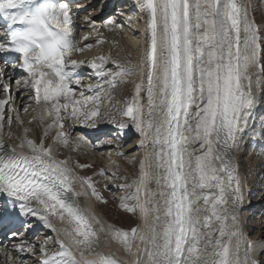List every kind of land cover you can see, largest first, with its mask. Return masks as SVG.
Here are the masks:
<instances>
[{
  "label": "snow or ice",
  "instance_id": "6c2138e0",
  "mask_svg": "<svg viewBox=\"0 0 264 264\" xmlns=\"http://www.w3.org/2000/svg\"><path fill=\"white\" fill-rule=\"evenodd\" d=\"M34 4L36 0H0V10ZM135 4L143 20L135 63L111 51L88 61L73 58L93 44L82 45L77 38L68 0H42L12 18L28 27L12 34L11 45L0 42V52L21 54L11 68L26 75L14 83L27 86L35 104L44 106L39 112L33 109L32 116L43 131L39 139L29 135L32 129L11 107L12 75L0 64V194L17 202L12 207H18L20 217L35 218L55 234L37 246L22 238L33 224L21 220L18 230H10L18 240L13 248L18 255H39L38 264H261L255 253L264 249V241L250 240L244 231L246 192L237 155L255 121L258 93H264V23L249 11L256 5L251 0ZM83 24L90 28L84 41L95 35L97 44L105 43L91 15L83 17ZM102 26L123 28L111 17ZM33 49L40 54L30 55ZM85 63L95 71V83L74 75ZM130 83L131 95L119 107L115 90ZM105 120L121 133L132 125L141 137L137 146L144 153L134 179L109 175L104 167L97 175L125 181L118 185L125 192L119 207L138 215L143 226L106 223L92 205L85 206L89 197L108 202L93 177L77 171L92 165L76 161L73 166L57 155L60 146L74 145L77 151L108 147L135 164L136 158L111 139L73 137L65 130L67 121L97 129ZM13 124L23 135L11 130ZM5 136L18 140L10 150ZM109 165L119 167L114 159ZM113 242L125 255L105 251ZM6 256L10 264H29Z\"/></svg>",
  "mask_w": 264,
  "mask_h": 264
},
{
  "label": "bare ground",
  "instance_id": "6f19581e",
  "mask_svg": "<svg viewBox=\"0 0 264 264\" xmlns=\"http://www.w3.org/2000/svg\"><path fill=\"white\" fill-rule=\"evenodd\" d=\"M81 1H85V0H81ZM129 2H131V4H129ZM246 2H249V0H246ZM118 3H119V0H117L114 3V5L105 8V6L101 5V3L94 2V0H87L86 2H84L82 4H79V5H77V7L73 8L74 15H76L77 18L79 16H82V19L78 20V22L82 24V28H80V29L76 28L75 29L76 30V34L78 35L77 38L80 39V43L82 45L84 43H94L96 41L95 35L90 36L88 41H84L82 39V37L85 35V33L90 31V28L87 25L83 24V17L85 15H91L97 21V25L100 27V31L103 33L104 37L105 38L108 37V40H107L108 44L107 43H103L104 46L102 44L97 45L96 47L92 48L91 50H86L83 54H79V53L74 54L73 58L78 59V60L82 59V60L88 61V60H91L93 58V56H92L93 54L106 55V54H108L111 51L112 54L113 55H117L116 57H118V58H119V56L121 58H123V57L125 58V57L131 56V55L134 54L135 61L136 62L139 61L140 49L142 47V40H141V36H140V30L143 28V20L141 18V14L138 11V8H137V6L135 4V0H128V3H126V4L129 5V7L127 8L128 11H126L125 8H122V10H120L122 12L121 15L118 14L119 16H116L114 10H116L117 5L121 6V4H118ZM251 3H252V1H251ZM89 4H91V7L89 6ZM249 11H250L251 15H254L253 8L250 7ZM109 17L115 19V21L117 23L123 25V28H120V29H123L121 31L122 32L121 36L119 35L118 31L116 32V31H112V30L110 31L109 30V28H111L112 26H109V28H105V27L102 26L104 21L106 19H108ZM124 22H126V23H124ZM113 32H115V33H113ZM79 33H80V35H79ZM116 39H119L120 43H122L118 47L119 48V53H117L115 51V49H114L117 44L114 45L112 43V41H116ZM105 45H106V47H105ZM124 45L127 46V48H125V50L122 49V47ZM125 60H126V58H125ZM85 65H88V64L85 63ZM85 65H83L82 67H84ZM88 67H90V66L88 65ZM71 68H72V66H69V70H71ZM82 71H83V69H82ZM6 72L12 75V80L9 81V83H10V85L12 87V92L10 93V95L13 98L11 107H15L20 112V115L22 116V118L25 121V127H29L30 129H32V132L29 133V135H34L36 139H39L41 134H42V131H43V126L39 125V123L37 121H33L32 120V116L35 115V112L33 111V109H35L37 107V105L34 102V99L32 98L34 94L27 90V86L22 84L20 87H17L16 84L14 83L15 80L22 79L26 74L22 70L13 71V69L11 67H7V66H6ZM85 72H84V74H85ZM87 74L89 75L90 78H97V76L95 75V71L93 69H91L90 73L87 72L86 75ZM74 75L78 76V77H81V72H79V74H78L77 69H76ZM82 82L88 83V79H86L85 77L84 78L82 77ZM75 87L77 89V92H79L80 91L79 86H75ZM132 87H133V85L131 83L127 84V85H124L122 87V89H121L123 92H125V94H123V95L124 96L128 95L130 93ZM261 95H262L261 93H258L259 100H260V96ZM0 98H4V94L2 92V88H0ZM259 100H258V104H259ZM25 106L28 107V109H29L28 112H26V113L23 111V108ZM105 108H106V110H108L107 107H105ZM258 110L259 109H258V105H257L256 115H257ZM100 125H102V126H100ZM68 126H70L69 130L74 132L75 130H77V127H79L81 125H75L74 126V125H72L71 122H69ZM252 128H253V125H252ZM97 129L95 130L93 128L85 127L86 134H87L88 131H90L91 134H92L91 138H90V136L88 137L89 139L95 140L99 136L107 135L109 133L110 137L114 135V138H112L111 140H113L114 143L121 144L123 147L126 146L125 144H123V141L125 139H127V140L134 139L133 142H131L132 144H130L129 146H126L127 148L123 149V151L126 150L127 152H130V151L135 149L136 151H138L137 152L138 153V159L137 160H138V162L140 161V158L143 156L144 149L139 148L137 146L138 141L141 139V137H140L139 133H137V131H136L134 126L129 125L128 128L123 130L122 133L115 125H112L110 123H103V124L100 123L97 126ZM111 129H114V130H111ZM11 130L14 133H16L17 136H21L22 135V128H20V131H19L17 129V125L16 124L12 125V129ZM82 132H84V131H82ZM251 134H252V129H251V131L248 132V134L245 137L246 144L249 143L248 139L250 138ZM78 135H83V134L81 133V134H78ZM4 139L6 141L5 142V149L6 150H10V148L14 144L18 143V140L14 139V138H9L7 136H5ZM102 139H107V138H102ZM48 143H51V137H49ZM245 145H244V148L240 152H238V154H237L238 155V159L240 161V172H241V176H242L243 181H244L245 192H246V204H245L244 209L242 210V215L245 218L244 231H245V235L250 240H253V241H264V237H263L264 231H260V232L255 233L254 235H252V233L254 232L253 231V227H251L247 223V220H246L247 212L250 211L252 206H254L253 203L255 205H259L260 206V208H259L260 210L264 209L262 207L263 206L262 204H264V198H261L260 195L258 194L259 196H257V197L261 201L253 200V202H251V200L249 199L250 197H248L249 196V183L251 181L247 180V176H246V173H245L244 160H243V153L245 152ZM61 148L63 150H66L65 147L60 146L58 148V151ZM81 149L79 150V152L88 150V151L93 153L92 154L93 157H94L93 158L94 161H92L93 166H97V167L100 168V167L103 166L102 162L105 163L106 166H107L106 169L108 170V172L110 174H111V172H118V169L123 167L125 169H129L130 172H132V173H136L134 178L138 175V172H137L138 170L137 169H138L139 163H138V165H135V164L129 163L126 158H121V157L116 156L115 155V149L108 148V147H98L95 150L85 149L83 147ZM196 149H197V151H199L198 145L196 146ZM108 153H110V154H108ZM57 155L61 159H65L66 158V157L64 158V154L61 153V152L57 153ZM80 159L81 158L78 157L77 153H73L72 157L70 158V162L73 164V166H75V162L73 160H76V161L80 162ZM112 159H114V160H116L118 162V164H119L118 168L111 167L109 165V161L112 160ZM77 171L79 172V174L86 176L81 169L77 168ZM119 189L123 191L122 194L124 195L125 194L124 190L121 189L120 187L118 188V190ZM248 201H250V203H248ZM0 203H4V200L2 198L0 199ZM14 203H17V202H14ZM84 203H85V206L92 205V207L95 209L97 214L99 216H101V218L106 223H112V224L118 225L115 221L109 219V217L107 216L105 211L101 208V205H100L101 203L96 201L94 198H91V197L86 198L84 200ZM17 210H18V207H17ZM20 218H24V217H20ZM5 219H6L5 217H2L1 221L3 222ZM29 223L33 224V228H32L31 231H25L24 232V235L22 237L23 239H27V240H29L31 242L36 243V244L39 243L42 240L39 237L36 238V234H39V232H40L39 230H41V232H43L42 234H47V236L48 235H51V236L55 235L49 229L45 228V226L42 223H40L39 221H37L36 219L35 220H31ZM138 224L143 226V221L139 218V216H138ZM255 226H257V225H255ZM6 227L7 226L5 224H2L0 226V258L3 257L4 260H5V258L8 260V258L6 256V253L10 254L13 258H16V259H18L19 257H23L24 255H26L28 257L29 256L32 257L30 254H19L18 255V253L13 248V244L14 243H18V240L14 241L13 239H10L11 237L9 238V237H7V235L4 236L3 231L6 229ZM18 229L19 228H13V229H11V231H15V230H18ZM50 246H52V245H50ZM105 251H115V252H117V253H119L121 255H125V253H124L123 249L121 248V246L116 244V243H114V242L112 243V247L110 249L106 248ZM263 255H264V249H258L257 252L255 253V258L257 260L261 261V263H262V262H264V256ZM129 259L130 260L134 259V257H130Z\"/></svg>",
  "mask_w": 264,
  "mask_h": 264
},
{
  "label": "rangeland",
  "instance_id": "374dc122",
  "mask_svg": "<svg viewBox=\"0 0 264 264\" xmlns=\"http://www.w3.org/2000/svg\"><path fill=\"white\" fill-rule=\"evenodd\" d=\"M251 1H252V3H255V5H256V7L253 9V12H254L255 18L257 19V22L264 23V0H251ZM118 6L119 5H117V7ZM115 14H116V16H119L118 15L119 11L115 12ZM124 23H126V22H124ZM122 30L123 29H114L112 31H116V32L118 31L119 35L121 36ZM113 33H115V32H113ZM79 35H80V33H79ZM105 39H106L105 43H107L108 37ZM116 41L118 43L114 49L117 53H119L118 47L122 43H120L119 39H116ZM92 44H93V48L96 47L97 45H100V44H97L96 42H94ZM102 45L104 46V44H102ZM105 47H106V45H105ZM125 48H127L126 45H124L122 47V49H124V50H125ZM100 55H103V54H99V55L93 54L92 56L94 57V56H100ZM113 56L116 57L117 55H113ZM125 58H126V60L131 59L134 63L136 62L135 58H134V54L131 56L125 57ZM125 58L124 57L121 58L119 56V59H121V60H125ZM262 62H264V61H262ZM85 66L77 69L78 74H79V72H81V78L85 77L86 79H88V83H95L96 80L98 79V77L97 78H90L88 74L86 75L87 72L88 73L91 72V68L88 67V65H85ZM108 67H112V65L109 64ZM82 69L84 72L86 71L85 74L82 71ZM120 86L115 90L114 102H118V106L123 107L124 98L126 96L131 95L132 88H131L130 93L128 95L124 96L123 94H125V92H123L121 90L124 85H120ZM89 94H91V93H89ZM261 94L262 95L260 96V100H259V104H258L259 110L257 112L255 121L253 123L252 134H251L250 138L248 139L249 143L245 145V152L243 153L245 173L247 176V180L251 181L249 183V196H248V197H250L249 199L251 200V202H253V200H255L254 198L256 196H259V195L261 198H264V136H261V134H260L261 131H264V93H261ZM102 111H107V110H106V108H103ZM113 112H115V109H113ZM69 122H71V121H69ZM69 122L67 121V123H66V128H65L66 131H69V129H70V126H68ZM103 123H108V122L105 120V122L104 121L101 122V124H103ZM100 126H102V125H100ZM85 127H87V126L81 125V126L77 127V130L72 132L73 137L78 136V134L82 133L83 135H85L87 137L90 136V138H91V135H92L91 132L88 131L89 133L87 132V134H86ZM17 129L20 131V127L18 125H17ZM111 130H114V129H111ZM82 131H84V132H82ZM54 134H55V130H53V135ZM98 138L99 139H102V138L112 139V138H114V135L110 137V135L108 133L107 135H101ZM133 140L134 139H129V140L125 139L123 141V144H125L126 146H129L130 144H132L131 142H133ZM126 146L123 147V149H126L127 148ZM73 148H74V145H69L68 147H66V150H63L62 148L59 149L58 153H60V152L63 153L64 158L66 157L65 159H70L72 157L73 153H77L78 157L81 158L80 163H88V164L92 165L91 168L83 169L82 171L84 172V174L86 176L93 177V179L97 182V188L100 190L103 197L108 201L107 204L101 203L100 205H101V208L105 211V213L109 217V219L115 221L119 226L126 228V229L131 228L132 226L138 224V215H133L131 213H127V212L123 211L122 209H120V207H119V200H120V197L123 196V194H122L123 191L120 189L118 190V188H119L118 185L124 183L125 181L106 179L104 177L97 175L98 170L101 167L99 168L97 166H93V164H92V161H94L93 160L94 157L92 155L93 153L88 151V150L79 152L75 148L74 149ZM124 152L129 157H135L136 158L135 165H138V163H139L137 160L138 159V153H137L138 151H136L134 149L130 152H127L126 150ZM108 154H110V153H108ZM73 161L76 162V160H73ZM102 164H103L102 167H104V168L107 167L105 163L102 162ZM118 173L120 175H127L129 177L128 182H130L131 179H133L134 176L136 175V173H132V172H130L129 169H125L123 167L118 169ZM109 175H110V173H109ZM105 184H107V188L104 187ZM262 205H263L262 207L264 208V204H262ZM259 208H260L259 205L252 206V208L250 209V211L247 212V215H246L247 223L251 227H253L254 232L252 233V235H254L257 232L264 231V209L260 210ZM255 225H257V226H255ZM39 231H40L39 234H36V238L39 237V238L43 239L44 237H47V234H42L43 232H41V230H39ZM48 236H51V235H48ZM263 237H264V234H263ZM37 246H39V243H37ZM52 247H55V245H52ZM18 259L19 260H28L29 264H38L39 255L35 256V257H33V256L28 257V256L24 255L23 257H19ZM0 264H10V261L7 260L6 258L4 260V258L2 257V258H0ZM261 264H264V262H262Z\"/></svg>",
  "mask_w": 264,
  "mask_h": 264
},
{
  "label": "clouds",
  "instance_id": "9594fccd",
  "mask_svg": "<svg viewBox=\"0 0 264 264\" xmlns=\"http://www.w3.org/2000/svg\"><path fill=\"white\" fill-rule=\"evenodd\" d=\"M27 27H28V25L25 26V28H27ZM61 27H64V26L61 25ZM31 54L39 55L40 54V50L39 49H33L32 53H30V55ZM43 107H44L43 105L37 106L36 107V111H38V112L42 111Z\"/></svg>",
  "mask_w": 264,
  "mask_h": 264
}]
</instances>
